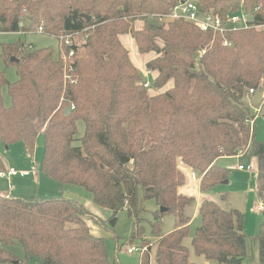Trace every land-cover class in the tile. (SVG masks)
Here are the masks:
<instances>
[{
    "label": "trees",
    "instance_id": "trees-1",
    "mask_svg": "<svg viewBox=\"0 0 264 264\" xmlns=\"http://www.w3.org/2000/svg\"><path fill=\"white\" fill-rule=\"evenodd\" d=\"M176 4L0 0V32L26 33L41 25V33L58 39L56 55L50 46L34 48L20 40L0 44L5 67L13 65L18 75L8 82L0 70V142H22L32 155L42 133L39 169L49 180L89 192L95 205L110 210V227L125 210L133 219L127 242L144 248L140 264H198L184 245L190 227L185 208L193 200L179 193L184 171L202 175L203 197L228 177L221 158L249 153L256 162V198L264 204V137H255L259 106L248 105V89L264 87V28L255 27L264 25V0H196L201 13L222 19L247 13V27L222 33L184 19L159 18ZM25 19L30 27L20 26ZM123 34L138 53L151 54L144 66L156 72L150 84L154 93L143 87L120 40ZM3 86L10 97L7 107ZM77 121L84 124L80 137ZM0 171H6L1 156ZM145 199L158 206L147 221L149 234L141 217ZM165 214L173 216L175 226L162 233ZM197 214L193 253L204 264H245L243 213L202 198ZM91 215L73 198L1 191L0 263L117 264L108 258L104 238L90 231L86 218ZM252 241L258 264H264V223ZM16 243L23 259L7 249Z\"/></svg>",
    "mask_w": 264,
    "mask_h": 264
},
{
    "label": "rangeland",
    "instance_id": "rangeland-1",
    "mask_svg": "<svg viewBox=\"0 0 264 264\" xmlns=\"http://www.w3.org/2000/svg\"><path fill=\"white\" fill-rule=\"evenodd\" d=\"M138 25V23L136 24ZM24 41L26 44L31 45L34 48H44L50 46L54 54L58 51V39L54 36L47 35L38 32L36 29L23 32H0V44L13 43L16 41ZM125 43V47L129 51V57H131L137 64L138 70L142 76L143 82L149 84L153 81V75H145L143 64L151 54L142 55L138 53L134 41ZM132 43V44H131ZM1 51V49H0ZM137 51V52H136ZM0 70L4 71V76L8 82H14L17 80L18 75L15 67L9 65L5 67L0 55ZM149 93H153L149 90ZM3 104L7 107L10 105V97L6 86L1 89ZM251 96V95H250ZM248 105L252 107L250 102ZM256 131L255 137L262 139L264 137V102L259 106V110H256ZM78 133L77 137H80L84 131V124L82 121L76 123ZM79 141H75L74 144L78 145ZM44 137L40 133L36 138L35 148L32 155H29L22 142H15L6 147V145L0 142V156L4 161L5 170L13 168L16 171L28 169L32 174L28 176L17 175L12 177L10 185L6 186L1 191H6L14 196L19 197H68L80 201L85 208L92 214L86 218V222L90 231L100 237L104 238L105 246L108 254V258L111 262L116 261L117 264H140V252L134 251L133 253L127 252V247L142 246L138 242L128 244L130 238L133 219L127 215L125 210H120L117 213V219L113 227H110L106 222L111 215L110 210L95 205L92 201V197L89 192L85 191L82 187L72 184H60L56 181L49 180L43 172L39 169L38 165L41 162L44 148ZM236 158L220 159V165L229 169L226 182H221L214 186L209 192L203 194L202 198H207L215 201L223 208H234L239 210L244 215L243 227L248 236L247 239V259L245 264H258V247L255 241L252 239L259 232L260 225L264 223V210L259 211L256 206L259 201L256 198L255 184H256V162L254 158H251L249 153L238 155ZM252 164V171L238 170L237 165ZM232 164L233 166H229ZM180 168V167H179ZM184 171L185 183L179 188V193L192 197V202L186 206L185 214L190 217L189 232L184 240V245L188 247L190 252V261L201 264L203 259L196 256L191 248V239L197 226L200 225V217L197 214L196 201L199 199L198 183L202 175L194 172V175ZM4 180H0V186L4 185ZM139 194L141 192L139 191ZM224 197V198H223ZM144 211L141 212V217L144 219L142 224L146 230V234H149L148 220L152 219V213L158 206H156L153 199H145L142 201ZM160 209V207H159ZM101 221L105 224L103 225ZM175 226L174 218L170 214H165L162 218L161 232H170ZM17 258L23 259L24 254L21 246L16 243L7 247ZM0 264H16L15 262H6Z\"/></svg>",
    "mask_w": 264,
    "mask_h": 264
},
{
    "label": "built area",
    "instance_id": "built-area-1",
    "mask_svg": "<svg viewBox=\"0 0 264 264\" xmlns=\"http://www.w3.org/2000/svg\"><path fill=\"white\" fill-rule=\"evenodd\" d=\"M159 18L161 20H171V19H184L187 20L196 26H198L201 30L203 31H211L213 33H222L226 29H232L236 30L238 28L242 27H247V20H248V15L244 11L240 10L238 12L229 14L227 17L222 19L219 15L213 13V12H206V13H201L196 5V0H177V4L175 7L171 10V12L167 15H160ZM255 27H263L264 25H259ZM38 32H42V26H38L36 28ZM226 44V42H224ZM145 75H150L151 71L145 70L144 71ZM143 87L149 89L150 84L148 82H142ZM262 89V100L260 105L264 102V87ZM255 91L253 89H248V94L253 95ZM258 105V106H260ZM255 107V106H253ZM73 108V107H71ZM259 110V109H257ZM238 155H242L241 152ZM237 155V156H238ZM236 168L238 170H248L252 171V164H247V165H237ZM29 171L27 170H22V171H16L13 168H9L7 171H0V178L8 177V176H13V175H27ZM193 175L194 173L191 172ZM195 176V175H194ZM256 209L259 211L264 210V204L259 202V204L256 206ZM139 251L142 252L144 248H140L137 246H130L127 248L128 253H133L134 251Z\"/></svg>",
    "mask_w": 264,
    "mask_h": 264
},
{
    "label": "crops",
    "instance_id": "crops-1",
    "mask_svg": "<svg viewBox=\"0 0 264 264\" xmlns=\"http://www.w3.org/2000/svg\"><path fill=\"white\" fill-rule=\"evenodd\" d=\"M132 38L128 35V34H123V35H121L120 36V40H121V42L124 44V45H126L125 43H129V42H131L130 40H131ZM132 44V43H131ZM137 52V51H136ZM130 59H131V61H132V63L134 64V66L138 69V64L130 57ZM146 61V60H145ZM144 64H145V62H144ZM144 64H143V68H145V66H144ZM151 74L153 75V79L156 77V72H154V71H151ZM168 87H169V85H168ZM149 90H151L153 93H154V91L150 88ZM162 90H163V88H162ZM161 91V90H160ZM254 95V94H253ZM252 95V96H253ZM252 96H249V98H248V102H250V104H251V99H252ZM236 157H239V156H235V157H231L232 159L233 158H236ZM221 159H225L224 157L223 158H221ZM226 159H228V158H226ZM229 166H233L232 164H228ZM8 169H6V171H7ZM24 170H27V171H29L28 169H24ZM22 171V170H21ZM33 173V172H32ZM31 173V171H29L28 172V174L27 175H20V174H17V175H20V176H28V175H30V174H32ZM17 175H13V176H8V177H4V178H0V180H4L5 182H4V185H1L0 186V189H2V187L4 188L5 187V185L7 186H9L10 185V183H11V180H12V177H15V176H17ZM10 194V193H9ZM199 199H197V201H196V206H198V203H199V200L200 199H202V196H201V194L199 193ZM201 264H204V261L203 262H201Z\"/></svg>",
    "mask_w": 264,
    "mask_h": 264
},
{
    "label": "water",
    "instance_id": "water-1",
    "mask_svg": "<svg viewBox=\"0 0 264 264\" xmlns=\"http://www.w3.org/2000/svg\"><path fill=\"white\" fill-rule=\"evenodd\" d=\"M87 18H89V17L87 16ZM23 25H25V26H27V27H30V22H29V20H28V19H25L22 23H20V26H23ZM261 100H262V89L259 88V89L254 93V95L252 96V99H251V105H252V106H258V105H260ZM64 112H65V113H68V112H69V109H65ZM6 147H7V146H6ZM223 182H226V180L223 181ZM163 210H164V208H160V211H163Z\"/></svg>",
    "mask_w": 264,
    "mask_h": 264
}]
</instances>
